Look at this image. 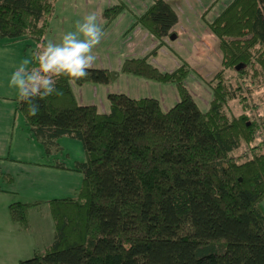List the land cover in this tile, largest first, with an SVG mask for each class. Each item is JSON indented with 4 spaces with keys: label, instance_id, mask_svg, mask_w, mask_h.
Instances as JSON below:
<instances>
[{
    "label": "trees",
    "instance_id": "obj_1",
    "mask_svg": "<svg viewBox=\"0 0 264 264\" xmlns=\"http://www.w3.org/2000/svg\"><path fill=\"white\" fill-rule=\"evenodd\" d=\"M55 1L0 0V36L43 47ZM125 10H106L107 24ZM177 23L166 0L137 18L160 45ZM208 28L223 68L207 83L213 92L207 112L184 84L187 64L167 73L147 58L126 60L120 72L89 68L72 83L61 77L63 95L39 101L36 116L18 99L46 155L64 137L81 142L86 155L75 165L83 174L78 194L49 202L52 243L19 264H264V152L256 145L246 162L233 157L255 142L261 124L245 113L229 116V102L243 88L232 89L225 76L252 70L253 79L264 78V0H232ZM121 74L174 84L179 102L164 111L153 98L109 94L108 113L78 103L72 84L109 85ZM36 205L12 204L11 219L27 230Z\"/></svg>",
    "mask_w": 264,
    "mask_h": 264
},
{
    "label": "crops",
    "instance_id": "obj_2",
    "mask_svg": "<svg viewBox=\"0 0 264 264\" xmlns=\"http://www.w3.org/2000/svg\"><path fill=\"white\" fill-rule=\"evenodd\" d=\"M154 1L56 0L44 41L59 42L65 32L74 30L77 20L95 12L104 35L94 48L96 60L90 68L120 71L126 60L148 58L159 71L172 73L187 64L190 70L185 80L187 89L194 73L202 74H199L202 78L203 74L217 73L222 66L221 59L217 63L221 53L208 23L232 0L214 14L211 12L218 8L220 0H166L178 16V23L172 30L175 39L166 38L157 53L150 55L159 41L137 24V18L143 16ZM120 4L126 10L107 24L105 11ZM178 43L180 46L175 49ZM38 48L29 38L10 40L0 36V264H19L49 246L55 234L49 202L75 197L83 182V174L75 171V165L86 160L83 146L64 137L57 141L52 154L46 155L43 145L33 136L18 110L16 89L9 87L8 81L16 67L26 58L30 60V67ZM161 54L167 58L160 59ZM72 89L80 105H94L100 113L110 110L109 94H125L137 100L153 98L164 111L179 102L174 84L127 74H121L118 81L110 85L72 84ZM14 203L38 204L29 210L27 230L11 219L10 206Z\"/></svg>",
    "mask_w": 264,
    "mask_h": 264
},
{
    "label": "clouds",
    "instance_id": "obj_3",
    "mask_svg": "<svg viewBox=\"0 0 264 264\" xmlns=\"http://www.w3.org/2000/svg\"><path fill=\"white\" fill-rule=\"evenodd\" d=\"M102 25L95 12H89L75 22L74 30L65 32L59 42L49 40L37 53H33L31 66L24 59L11 74L9 87H14L30 116H36L39 101L50 96L63 95L57 80L68 78L69 83L88 75L96 56L94 48L103 37Z\"/></svg>",
    "mask_w": 264,
    "mask_h": 264
},
{
    "label": "rangeland",
    "instance_id": "obj_4",
    "mask_svg": "<svg viewBox=\"0 0 264 264\" xmlns=\"http://www.w3.org/2000/svg\"><path fill=\"white\" fill-rule=\"evenodd\" d=\"M228 0H220L218 3V8H215L211 14H214L216 11L222 8V5L224 3H227ZM122 5V4H120ZM118 5V6H120ZM164 45V41L162 45H159L152 51L150 55H155L158 51V49ZM39 46V45H38ZM180 46V44H176L174 47L177 49ZM219 46V45H218ZM39 50H42V46H39ZM219 49V48H218ZM173 51V50H172ZM176 54V52H173ZM221 53V52H220ZM178 57V55L176 54ZM167 56L164 54L160 55V59H165ZM179 58V57H178ZM220 59L223 60L222 54L218 56L217 63L220 62ZM134 60V59H133ZM136 60V59H135ZM148 60V58H147ZM171 60H173V57H171ZM190 63H193V61H190ZM223 68V65L221 68L217 71V73ZM170 69V68H167ZM189 70V67H188ZM120 72V71H118ZM190 73V70L188 72V75ZM216 72H210L209 74H203L204 78H202L200 73H194L190 77V80L188 81V91L191 94V96L195 99L197 102L199 108L202 112H207L210 108V103L212 101L213 92L210 89V86L207 84L211 80L214 79V77L217 74ZM200 74V75H199ZM253 71L250 70L247 75H245L243 78H241L238 73H236L234 70H227L225 72V76L227 78V82L231 84L232 89L236 90L238 87L243 88V92L237 90L238 92V98L236 100H233L229 102L228 107V114L230 117L240 116L242 114H247L249 116L250 121H255L258 125H260V130L256 131V140L251 145L247 143H243L239 149L233 152V157L238 162H246L253 156V148L258 145L260 149H257V153H263L264 152V78L254 77L252 78ZM259 78V79H257ZM118 81V80H117ZM184 84L186 86V82L184 81ZM110 85V84H109ZM187 88V87H186ZM190 88V90H189ZM177 90V88H176ZM147 95H153L151 92H146ZM244 94L247 97V101L243 100L241 94ZM178 94V90H177ZM179 97V94H178ZM180 99V98H179ZM174 106H171L173 108ZM165 109H169L168 107H165ZM258 134V135H257ZM71 140V139H70ZM75 141V140H74ZM76 144H79L80 147H82L81 142L75 141ZM9 184H11V180L8 179ZM261 206L264 209V200L261 202Z\"/></svg>",
    "mask_w": 264,
    "mask_h": 264
},
{
    "label": "water",
    "instance_id": "obj_5",
    "mask_svg": "<svg viewBox=\"0 0 264 264\" xmlns=\"http://www.w3.org/2000/svg\"><path fill=\"white\" fill-rule=\"evenodd\" d=\"M170 38H171L172 40H174V39H175V37H174V36H171ZM240 68H241V66L237 67V70H240Z\"/></svg>",
    "mask_w": 264,
    "mask_h": 264
}]
</instances>
